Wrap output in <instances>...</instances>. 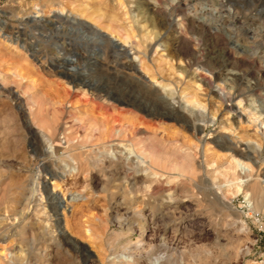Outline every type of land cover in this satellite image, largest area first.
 I'll list each match as a JSON object with an SVG mask.
<instances>
[{"label": "rangeland", "instance_id": "obj_1", "mask_svg": "<svg viewBox=\"0 0 264 264\" xmlns=\"http://www.w3.org/2000/svg\"><path fill=\"white\" fill-rule=\"evenodd\" d=\"M261 105L264 0H0V253L264 264ZM49 192L68 204L57 243Z\"/></svg>", "mask_w": 264, "mask_h": 264}, {"label": "bare ground", "instance_id": "obj_2", "mask_svg": "<svg viewBox=\"0 0 264 264\" xmlns=\"http://www.w3.org/2000/svg\"><path fill=\"white\" fill-rule=\"evenodd\" d=\"M37 18H39V13L37 12L36 13V15L33 17V20H35V19H37ZM53 18H55V19H57V20H60V21H67V20H69L70 19V17H69V15H67V14H65L63 11H58V12H55V14H53ZM8 35V34H7ZM9 36V35H8ZM6 38H4V40H5ZM106 42V41H105ZM107 43L111 46V49L115 52V54H117V55H120V54H122V55H124L126 58H129V55H130V53H128V52H126L125 50H124V48H123V46H121V45H119L118 46V43L116 44V43H114V41H111V40H107ZM110 48V47H109ZM113 52V53H114ZM120 57V56H119ZM133 59H136L135 57H133ZM101 61H102V59H101ZM125 63V62H124ZM129 66V65H128ZM128 66H127V68H128ZM134 70V69H133ZM75 72V71H74ZM74 77L77 79H79V82H80V84L82 85V86H85V81H84V78L81 76V75H79V74H77V73H74ZM71 78V77H70ZM74 78V79H75ZM136 80L138 79V78H135ZM155 84H157V83H155ZM168 86V85H167ZM164 88V87H163ZM97 91H99V92H102V93H104V95L105 96H109L110 94L108 93V92H106L105 90H101V89H96ZM12 98H13V101L14 102H17L18 101V96H16V94L13 92V95H12ZM160 99V101H164L162 98H159ZM188 102V101H187ZM168 105V107H169V109H171L172 111H175V112H177V113H179V114H181L180 113V111H178V109L177 108H175L174 107V105H172V104H167ZM261 107H264L263 105H261ZM18 112H20V113H23L24 115H25V118H27V119H29V113H28V110H26V108H24L23 107V105L21 106V105H19L18 106ZM263 111H264V109H262ZM256 119V118H255ZM113 131V130H112ZM108 132H109V130L106 128V127H102L101 128V131H100V139H102L103 140V138L104 137H106L107 135H108ZM4 140H6V139H4ZM4 143V141H2V142H0V145H2ZM72 145V144H71ZM70 145V146H71ZM258 145V144H257ZM259 146V145H258ZM73 147V146H72ZM254 147H256V146H254ZM252 151L254 152V153H257V152H255L253 149H252ZM228 152H231V154H234V155H236V156H238L241 160L242 159H244V160H251V152H250V148L249 147H246V148H243V149H239L236 145H231L230 146V148L228 149ZM137 157H138V155H137ZM93 158V157H92ZM73 159V158H72ZM240 159H237V158H234L233 159V161H234V163H235V165L237 166V167H239V169L240 170H242V171H244L245 172V168H250V166H249V162L247 161V162H244V161H240ZM69 160H70V158H69ZM74 160V159H73ZM232 161V162H233ZM74 163H75V161H73ZM139 162V161H138ZM138 162H136L135 163V165L137 166V165H139L140 163H138ZM146 171H148V170H146ZM62 175H63V173H61ZM151 175V174H150ZM264 176V175H263ZM46 178V177H45ZM257 181V180H256ZM264 181V180H263ZM39 182V181H38ZM239 183L241 184V185H243V183H244V181L243 180H239ZM252 183V182H251ZM254 183H256V182H254ZM254 183H253V186H251V190L253 191V193L255 194V196L256 195H258L259 196V201H261V198H262V191L260 190V188H258L259 186L257 185V184H255L254 185ZM264 184V183H263ZM44 185H46L45 183H44V181L41 183V185H39V184H37L36 185V192L37 193H39L42 189H43V187H44ZM55 185V184H54ZM55 188V187H54ZM239 189V188H238ZM44 191V190H43ZM205 193V192H204ZM32 195V194H31ZM47 196V195H46ZM48 196L49 197H51V199L52 200H55V203H56V205L54 206V208L52 209L53 210V215H52V217H49L50 218V220L48 219V221H47V223H45L44 224V226H43V230L45 231V232H47L46 234L47 235H49V238H50V240L51 241H54L55 243H57V241H59V239H63V238H66V234H65V232H64V230H63V228H62V226H61V220H60V215L62 216V217H64V211H66L65 209H66V207H68V204L65 202V200H64V198H60V197H58V195L56 194V193H54V192H49V194H48ZM33 197V196H32ZM35 197V196H34ZM38 197L40 198V200H41V195H38ZM30 198H31V196H30ZM257 198V197H256ZM49 199V198H48ZM39 200V201H40ZM170 203V202H169ZM254 203V202H253ZM261 203H262V201H261ZM260 203V204H261ZM64 204V205H63ZM38 208H37V212L38 213H41V215H44L45 214V206H40V205H38L37 206ZM171 207V206H170ZM141 215V214H140ZM150 219H152V218H150ZM47 220V219H46ZM141 226V225H140ZM174 229H175V227H174ZM144 230V229H143ZM142 233H144V232H142ZM167 247V246H166ZM81 248V247H80ZM83 248V247H82ZM81 248V249H82ZM136 250V249H135ZM7 253H9V252H7ZM7 253H0V264H10L12 261H13V259H12V257L11 256H7ZM82 256L83 257H85L86 259H87V261H88V263H90V264H96V260H95V258H93L90 254H88V251H86L84 248H83V250H82ZM237 253V252H236ZM238 254V253H237ZM12 255V254H11ZM79 255V254H78ZM127 255V254H126ZM15 256V255H14ZM130 256H131V254H130ZM81 257V256H80ZM118 260L115 262V259H114V261L111 259V261L109 262L110 264H134V261L133 260H135V259H131V257L128 259V258H125V257H119V258H117ZM162 259V258H161ZM165 260V259H164ZM109 261V260H108ZM108 261H106V263L108 262ZM163 260H160V259H156L155 261H154V263L153 264H164V263H161ZM23 262V261H22ZM151 264V263H150Z\"/></svg>", "mask_w": 264, "mask_h": 264}]
</instances>
